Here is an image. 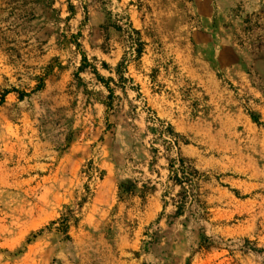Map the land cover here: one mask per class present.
<instances>
[{
	"label": "rangeland",
	"instance_id": "374dc122",
	"mask_svg": "<svg viewBox=\"0 0 264 264\" xmlns=\"http://www.w3.org/2000/svg\"><path fill=\"white\" fill-rule=\"evenodd\" d=\"M0 264H264V0H0Z\"/></svg>",
	"mask_w": 264,
	"mask_h": 264
},
{
	"label": "trees",
	"instance_id": "16d2710c",
	"mask_svg": "<svg viewBox=\"0 0 264 264\" xmlns=\"http://www.w3.org/2000/svg\"><path fill=\"white\" fill-rule=\"evenodd\" d=\"M119 68V67H118ZM184 178H186L185 176H184ZM178 179V178H177ZM179 182H181L180 180H178ZM182 183V182H181ZM180 213V212H179Z\"/></svg>",
	"mask_w": 264,
	"mask_h": 264
}]
</instances>
